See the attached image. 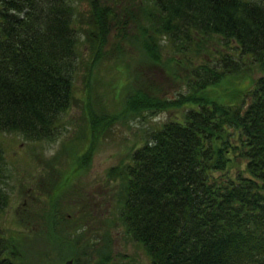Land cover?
I'll list each match as a JSON object with an SVG mask.
<instances>
[{
    "label": "trees",
    "instance_id": "trees-1",
    "mask_svg": "<svg viewBox=\"0 0 264 264\" xmlns=\"http://www.w3.org/2000/svg\"><path fill=\"white\" fill-rule=\"evenodd\" d=\"M104 61L122 66L118 91ZM231 75L250 76L246 99L207 96ZM173 108L106 170L104 215L74 168L116 123ZM2 131L38 146L49 189L7 219L0 142V264H108L112 225L149 264H264V0H0Z\"/></svg>",
    "mask_w": 264,
    "mask_h": 264
},
{
    "label": "rangeland",
    "instance_id": "rangeland-1",
    "mask_svg": "<svg viewBox=\"0 0 264 264\" xmlns=\"http://www.w3.org/2000/svg\"><path fill=\"white\" fill-rule=\"evenodd\" d=\"M98 66L100 75L102 76L104 73V78L101 79L104 81L111 79V86L115 87L118 91L121 83L120 76H123V74H121L123 73L122 66L119 64H109L106 61ZM154 74L156 77L160 78L163 77L165 71L163 70L162 72L160 70L154 72ZM258 74L259 72L253 73L254 76ZM249 87H251L250 76L243 75L237 77V75H231L222 78L218 83L208 87L206 94L216 100L223 101L225 93L231 96L234 95L233 92H235L236 95L235 90H238L237 94L243 91L242 97L246 99L249 94ZM99 88L102 89V86H99ZM169 88L168 93L171 94L175 90V85ZM71 112L76 114L74 118L76 122L81 124V117L83 115H81L82 112L79 107L73 106ZM181 112V108H173L160 111L156 114L150 115L147 113L144 116L133 117L130 118L127 123L118 122L116 123L117 127L110 135H104L102 140L101 138L99 139L87 169L79 170L74 168V165H71V167L75 169L73 172H76V175L79 177L77 179L81 180V187H83L84 192L87 193V200L90 198L93 202L97 201L98 204H100V206L97 205V207H99V210L105 215L106 211H108L107 206L110 204L109 200L111 198L110 186L108 184L109 179L106 175L108 167L123 159L126 156L127 147L141 140L144 135H146V132L152 129L153 126H157L159 122L165 120L169 116H181ZM70 127L73 128L74 126L71 125ZM67 133L68 131L65 134ZM62 138L63 136H60L55 141L45 142L41 150L42 154L45 155L43 157L52 155L54 150L59 148ZM0 142L10 168L8 190L11 195V205L6 212V218L9 219L13 210H16L15 208L17 207L20 208L21 203L29 202L33 197L36 199L37 203L38 196H36V194H39L42 198V192L43 194L45 193L43 189L45 188L48 191L49 187H46L47 182L43 181L47 174L43 172L44 177L41 178L39 177L40 173L36 170L37 166L35 164H37L38 167L41 165L39 156L35 155V151H40L38 146L34 149L30 145L31 143H28L20 135L7 131L0 132ZM240 162L242 166L244 161L242 160ZM30 163L32 165H30ZM20 176H23V179L25 176H29V181L23 184ZM30 176L34 178H30ZM98 227L99 225L96 223L94 228ZM107 241L111 245L108 248L110 250L108 264H149L148 258L143 253L141 244L126 237L119 225H112L110 227V234L109 237H107Z\"/></svg>",
    "mask_w": 264,
    "mask_h": 264
},
{
    "label": "water",
    "instance_id": "water-1",
    "mask_svg": "<svg viewBox=\"0 0 264 264\" xmlns=\"http://www.w3.org/2000/svg\"><path fill=\"white\" fill-rule=\"evenodd\" d=\"M56 264H73V258L67 257L63 259L62 261L57 262Z\"/></svg>",
    "mask_w": 264,
    "mask_h": 264
}]
</instances>
